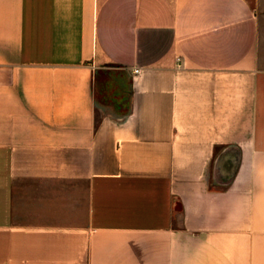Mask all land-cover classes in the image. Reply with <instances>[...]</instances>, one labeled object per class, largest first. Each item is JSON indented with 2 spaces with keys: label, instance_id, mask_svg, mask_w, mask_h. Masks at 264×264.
Masks as SVG:
<instances>
[{
  "label": "crops",
  "instance_id": "obj_1",
  "mask_svg": "<svg viewBox=\"0 0 264 264\" xmlns=\"http://www.w3.org/2000/svg\"><path fill=\"white\" fill-rule=\"evenodd\" d=\"M0 264H264V0H0Z\"/></svg>",
  "mask_w": 264,
  "mask_h": 264
},
{
  "label": "rangeland",
  "instance_id": "obj_2",
  "mask_svg": "<svg viewBox=\"0 0 264 264\" xmlns=\"http://www.w3.org/2000/svg\"><path fill=\"white\" fill-rule=\"evenodd\" d=\"M94 95L96 102L107 107L117 114H122L127 108V82L124 75L119 70H108V72H98L95 78ZM227 167V163H221Z\"/></svg>",
  "mask_w": 264,
  "mask_h": 264
},
{
  "label": "built area",
  "instance_id": "obj_3",
  "mask_svg": "<svg viewBox=\"0 0 264 264\" xmlns=\"http://www.w3.org/2000/svg\"><path fill=\"white\" fill-rule=\"evenodd\" d=\"M134 71H135V72H137V71H138V69H135Z\"/></svg>",
  "mask_w": 264,
  "mask_h": 264
}]
</instances>
